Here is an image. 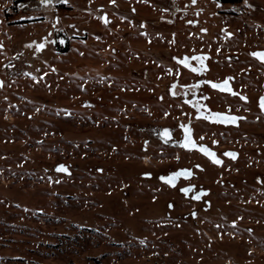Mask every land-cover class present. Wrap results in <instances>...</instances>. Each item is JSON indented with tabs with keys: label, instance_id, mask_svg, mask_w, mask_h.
<instances>
[{
	"label": "rangeland",
	"instance_id": "1",
	"mask_svg": "<svg viewBox=\"0 0 264 264\" xmlns=\"http://www.w3.org/2000/svg\"><path fill=\"white\" fill-rule=\"evenodd\" d=\"M13 2L0 0V264H264V120L195 125L247 154L223 167L152 135L188 118L163 89L189 79L173 56L213 51L219 67L264 48V0H22L11 16ZM177 169L189 176L162 179Z\"/></svg>",
	"mask_w": 264,
	"mask_h": 264
},
{
	"label": "flooded vegetation",
	"instance_id": "2",
	"mask_svg": "<svg viewBox=\"0 0 264 264\" xmlns=\"http://www.w3.org/2000/svg\"><path fill=\"white\" fill-rule=\"evenodd\" d=\"M20 1L22 0H15L12 6H9L12 8L5 9V13L15 16L17 14V3ZM241 12L242 9L239 13H232L240 14ZM59 41H63L62 44L65 43L62 39ZM259 52H264V48L254 47L247 48V51L223 53L226 55V60L219 67H216L218 63L214 62L217 57L213 51H194L190 54H183L181 57L173 56L176 67L182 70L183 75H187L189 79L185 81V79L176 75L172 82L163 89L170 98L182 103L187 108L188 118L179 121L176 135L168 128H155L152 130V135L163 141L176 138V142L173 143L174 146L184 151L196 153L205 161L217 167H223L228 162L235 163L242 160L243 153H246H241L234 146L218 150L220 147L218 142L209 143L204 138V135L201 140H198L195 125L201 128L206 125L208 128L223 129L226 132H231L232 130L240 132V130H244V126L248 124L249 120L253 122L264 120V107H261V98L264 97V61L258 56L252 55V53ZM194 57H203V63H201V60L194 59ZM181 61H186V64L181 63ZM186 65H190V67ZM193 69L200 70L193 71ZM225 80L228 81V88L231 91L212 87L213 84H223ZM162 85L163 83H161ZM216 113L235 117V122H223L214 115ZM166 129L167 134H165ZM186 129H190V132L186 131ZM241 134L240 136L243 139L238 143L244 140L248 142L245 137L253 138L252 135ZM189 136L196 147H184L186 137ZM261 139V144L257 146L258 148H264V138L261 137ZM200 146H204L211 153H214L216 159L220 160L221 163H215L211 156L200 150ZM240 149L246 150L249 149V146H240ZM227 153H234L235 157L227 155ZM177 172L187 174L176 176L170 183L172 185H175L179 179L189 176L186 170L177 169L169 173V177H172V174Z\"/></svg>",
	"mask_w": 264,
	"mask_h": 264
},
{
	"label": "snow or ice",
	"instance_id": "3",
	"mask_svg": "<svg viewBox=\"0 0 264 264\" xmlns=\"http://www.w3.org/2000/svg\"><path fill=\"white\" fill-rule=\"evenodd\" d=\"M43 2L47 3L49 2V0H43ZM64 3H67V0H63ZM114 2V0H113ZM105 23H107V20H105ZM54 42V41H53ZM61 43H63V41H61ZM44 47V44H40L38 46V48H43ZM252 55L254 56H258L262 61H264V52H259V53H252ZM194 59H198V60H201V63H203V57H194ZM181 63H185L186 64V61H181ZM186 66H189L190 65H186ZM200 69H193V71H199ZM213 88H221V89H224V90H227V91H231L230 88H228V81L225 80L223 82V84H213L212 85ZM261 107H264V97L261 98ZM217 118L221 119L223 122H229V121H232V122H235V117H228V116H223V114H220V113H216L214 114ZM186 131H189L190 132V129H186ZM165 134H167V129L165 130ZM196 147V145L191 141V138L190 136L189 137H186V141H185V144H184V147ZM200 150L202 152H204L206 155H209L212 157V159L214 160L215 163L219 164L221 163L220 160L216 159L215 157V154L214 153H211L206 147L204 146H200ZM227 155H231L233 157H235V154L234 153H227ZM60 170L62 171H66V169L64 168L63 165H60ZM181 174H187V173H181V172H177V173H173L172 174V177L170 178H164L162 177V179H168L169 183L172 182V180L176 177V176H179ZM183 191L187 192L189 191V189H183ZM199 198V197H197Z\"/></svg>",
	"mask_w": 264,
	"mask_h": 264
},
{
	"label": "built area",
	"instance_id": "4",
	"mask_svg": "<svg viewBox=\"0 0 264 264\" xmlns=\"http://www.w3.org/2000/svg\"><path fill=\"white\" fill-rule=\"evenodd\" d=\"M232 11H233V12H238V13H239V12L241 11V7L238 6V5H234L233 8H232Z\"/></svg>",
	"mask_w": 264,
	"mask_h": 264
},
{
	"label": "water",
	"instance_id": "5",
	"mask_svg": "<svg viewBox=\"0 0 264 264\" xmlns=\"http://www.w3.org/2000/svg\"><path fill=\"white\" fill-rule=\"evenodd\" d=\"M3 85V82L0 80V86H2Z\"/></svg>",
	"mask_w": 264,
	"mask_h": 264
}]
</instances>
